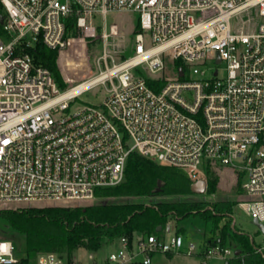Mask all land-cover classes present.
Returning a JSON list of instances; mask_svg holds the SVG:
<instances>
[{
	"label": "built area",
	"instance_id": "built-area-1",
	"mask_svg": "<svg viewBox=\"0 0 264 264\" xmlns=\"http://www.w3.org/2000/svg\"><path fill=\"white\" fill-rule=\"evenodd\" d=\"M0 6L2 205L93 199L97 189L125 180L129 155L137 152L175 167L191 185L203 180L208 187L209 171L220 168L242 173L236 205L264 225V0H0ZM130 10L139 15L131 54L116 60L106 48L97 73L73 84L83 86L70 95L30 53L38 42L65 50L75 37L67 34L72 17L86 39L98 36L101 16L106 44L118 36L107 15ZM98 85L104 87L98 105L71 111L73 100ZM108 244V255L93 253L85 262L40 251L35 263L152 264L156 255L185 253L208 264L235 252L196 244L171 220L160 233L133 231ZM255 249L264 255V245ZM22 260L14 242L0 237V264Z\"/></svg>",
	"mask_w": 264,
	"mask_h": 264
},
{
	"label": "trees",
	"instance_id": "trees-1",
	"mask_svg": "<svg viewBox=\"0 0 264 264\" xmlns=\"http://www.w3.org/2000/svg\"><path fill=\"white\" fill-rule=\"evenodd\" d=\"M79 33L76 19L72 17L67 34L77 36ZM30 53L37 64L50 69L63 90L56 64L58 50L38 42ZM176 64L182 65V62L176 61ZM153 85L158 89V81ZM218 180L216 171H209L208 194L217 191ZM242 181L243 174L239 173L237 190L240 194L243 193ZM192 195L191 181L178 169L133 152L128 158L125 180L113 187L97 189L99 199L92 204L3 208L0 218L15 234L25 238L26 257L22 264H29L27 256L35 258L40 251L64 254L72 261L79 248L97 251L103 243L131 235L133 231L160 233L169 220L179 221L191 215L215 224V234L205 243L234 246V250L240 251L225 263L264 264V255L256 251L250 235L232 226L236 199L222 198L210 204ZM155 198L154 202L147 201ZM179 230L185 232L183 227Z\"/></svg>",
	"mask_w": 264,
	"mask_h": 264
},
{
	"label": "rangeland",
	"instance_id": "rangeland-1",
	"mask_svg": "<svg viewBox=\"0 0 264 264\" xmlns=\"http://www.w3.org/2000/svg\"><path fill=\"white\" fill-rule=\"evenodd\" d=\"M4 13V9L0 6V14ZM138 13L135 11H120L111 12L107 15L106 24H116L118 27V36H111L108 42L105 44L100 34L103 32V27H100L103 23L101 16H97L95 19L96 25H98V36L94 38H83V33H80L74 37L67 46V48L57 54V68L63 81V90H67L73 84L78 83L86 77L92 76L97 73L98 57L104 53L107 48L116 60L129 55L133 49L134 34L137 31ZM166 75H170V63L168 66ZM104 98V87L98 85L92 89L82 93L75 100L71 102V111L78 106H84L88 104L98 105ZM219 180L217 185V191L213 194H195L192 197L196 199H204L210 204L216 200L236 199L241 197V194L237 190L238 173L233 172L231 169H218L216 171ZM243 182V181H242ZM99 198L95 196L93 199L85 201H74L65 206H85L92 204ZM155 199H147L148 202H154ZM113 200V198H110ZM21 203H9L8 207H5L0 203V209L12 208L15 209L20 206ZM48 204L35 203L32 206H47ZM232 226L234 229L241 230L247 233L252 238L254 247L264 245V233L253 223V217L245 212L244 209L235 205L231 214ZM173 223V230L176 227H183L185 233L189 237L190 241L199 244L201 240H206L207 235L215 234V224L211 221H205L199 216L191 215L187 218L179 221L171 220ZM222 225V223H221ZM206 236V237H205ZM0 237L10 239L14 242L17 249V257L24 259L26 256V244L23 235H17L11 230L7 224L0 218ZM234 247V246H233ZM231 247L232 249H234ZM113 247L108 243H103L97 251H92L85 248H79L74 253V258L85 262L88 260V256L91 253L99 254L101 257L108 255ZM234 255V254H233ZM233 255L231 257H233ZM29 257V264H36L35 258ZM152 264H201V259L198 255H187L185 253L176 254L172 258H166L160 255H156ZM208 264H224V260L211 259Z\"/></svg>",
	"mask_w": 264,
	"mask_h": 264
},
{
	"label": "water",
	"instance_id": "water-1",
	"mask_svg": "<svg viewBox=\"0 0 264 264\" xmlns=\"http://www.w3.org/2000/svg\"><path fill=\"white\" fill-rule=\"evenodd\" d=\"M2 21H3V18L1 17L0 22ZM218 61H220V59H218ZM181 74H182V71H181ZM206 189H207V185H206V182L203 180L197 181L191 185V191L195 194H203L205 193ZM253 223L257 225L258 228L264 233V225L258 222L256 217L253 219ZM167 228L169 229L170 225H168ZM239 253H240L239 250H235L234 252V254L236 255H238Z\"/></svg>",
	"mask_w": 264,
	"mask_h": 264
},
{
	"label": "crops",
	"instance_id": "crops-1",
	"mask_svg": "<svg viewBox=\"0 0 264 264\" xmlns=\"http://www.w3.org/2000/svg\"><path fill=\"white\" fill-rule=\"evenodd\" d=\"M213 234H209V236L207 235V237H206V240H201V242L200 243H203V242H205V241H208L209 240V238L212 236ZM186 236H187V234H186ZM187 239H189V237L187 236ZM93 253H91L90 255H92ZM96 254V253H95ZM176 254H173L172 256H168L167 254H164V255H161V256H163V257H166V258H172V257H174ZM218 260V259H217ZM226 262V260H224V264H227V263H225ZM153 263V262H152ZM209 263V262H208Z\"/></svg>",
	"mask_w": 264,
	"mask_h": 264
},
{
	"label": "bare ground",
	"instance_id": "bare-ground-1",
	"mask_svg": "<svg viewBox=\"0 0 264 264\" xmlns=\"http://www.w3.org/2000/svg\"><path fill=\"white\" fill-rule=\"evenodd\" d=\"M82 86H83V85H81V86H73V87L71 86L72 88L70 87V89H68V90L65 92L64 96L70 95V94H72V93L78 91Z\"/></svg>",
	"mask_w": 264,
	"mask_h": 264
}]
</instances>
